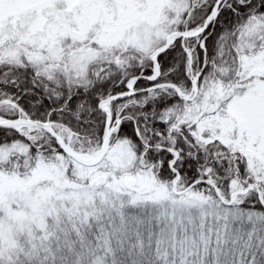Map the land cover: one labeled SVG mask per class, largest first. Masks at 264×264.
I'll return each mask as SVG.
<instances>
[{
    "label": "snow or ice",
    "instance_id": "6c2138e0",
    "mask_svg": "<svg viewBox=\"0 0 264 264\" xmlns=\"http://www.w3.org/2000/svg\"><path fill=\"white\" fill-rule=\"evenodd\" d=\"M0 264H264V0H0Z\"/></svg>",
    "mask_w": 264,
    "mask_h": 264
}]
</instances>
